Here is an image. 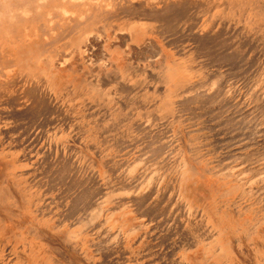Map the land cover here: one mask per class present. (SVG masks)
<instances>
[{
  "label": "rangeland",
  "instance_id": "rangeland-1",
  "mask_svg": "<svg viewBox=\"0 0 264 264\" xmlns=\"http://www.w3.org/2000/svg\"><path fill=\"white\" fill-rule=\"evenodd\" d=\"M123 1L0 0V264H264V0Z\"/></svg>",
  "mask_w": 264,
  "mask_h": 264
},
{
  "label": "bare ground",
  "instance_id": "bare-ground-1",
  "mask_svg": "<svg viewBox=\"0 0 264 264\" xmlns=\"http://www.w3.org/2000/svg\"><path fill=\"white\" fill-rule=\"evenodd\" d=\"M119 1H120V0H118V2L114 0V2L117 3V4H114V5H117V9H119V8H118V7H119V5H118V4H119ZM179 1H180V0H179ZM187 1H188V0H187ZM141 2H142V1H141ZM163 2H164V1H163ZM181 2L183 3L182 0H181ZM130 3L132 4V6L134 5V4H133L134 2L132 3L131 0H124V1L122 2V7H124L125 9L127 8V9L129 10V7H130L129 4H130ZM139 3H140V2H139ZM144 3H145V2H144ZM168 3H169V2H168ZM170 3H171V2H170ZM192 3H194V2H192ZM197 3H198V1H197ZM123 4H124V5H123ZM141 4H142V3H141ZM151 4H152V3H151ZM120 5H121V4H120ZM125 5H127L128 7H125ZM144 5H145V4H144ZM164 5H165V4H164ZM166 5H167V4H166ZM170 5H172V4H170ZM179 5H180V3H179ZM181 5H182V4H181ZM167 6H168V5H167ZM198 6H199V5H198ZM114 7H115V6H114ZM120 7H121V6H120ZM141 7H142V5H141ZM143 7H144V6H143ZM177 7H179V6L177 5ZM115 8H116V7H115ZM130 8H131V7H130ZM134 8H135V5H134L133 8H131L130 12H131V11L133 12V10H135ZM137 8H140V7H137ZM159 8H160V7H159ZM162 8H163V7H162ZM164 8H165V7H164ZM171 8H172V7H171ZM132 9H133V10H132ZM141 9H142V8H141ZM180 9H181V8H180ZM161 10H164V9H161ZM172 10H173V8H172ZM177 10H178V9H177ZM125 11H126V10H125ZM137 11H138V9H137ZM137 11H136V12H137ZM140 11H141V10H139L138 12H140ZM155 11L157 12L156 9H155ZM169 11H170V9H169ZM103 12H104V11H103ZM123 12H124V11H123ZM130 12H127V11H126V14L124 15V16L126 17V19H127V18L129 19V15H130L129 13H130ZM138 12H137V14H136L135 16L138 15ZM145 12H146V10H145ZM148 12H149V11H148ZM153 12H154V10H152V13H153ZM162 12H163V11H162ZM166 12H167V11H165L164 14H165ZM184 12H185V11H184ZM120 13H121V12H119V14H120ZM127 13H128V15H127ZM141 13H142V12H140L139 14L142 15V16L144 17V19H145L147 16H149V14H151L150 12H149V14H147V13H146V14H144V13L141 14ZM158 13L161 14V12H158ZM172 13H173V12H172ZM132 14H135V13L133 12ZM170 14H171V13H170ZM176 14H177V13H176ZM115 15L117 16V14H114V13H113V16H114V17H115ZM126 15H127V16H126ZM151 15H152V14H151ZM105 16H107V15L105 14ZM108 16H109V17L112 16L111 13H110V15L108 14ZM108 16H107V17H108ZM124 16H123V17H124ZM152 16H153V15H152ZM157 16H158V15H155L156 18H157ZM138 17H139V16H138ZM138 17H137V18H138ZM143 17H139V18H143ZM159 17H160V15H159ZM130 18H133V16L130 15ZM134 18H135V17H134ZM151 18H152V17H151ZM153 18H154V16H153ZM156 18H155V20H156ZM161 18H163V17L161 16ZM107 19H108V18H107ZM158 19H160V18H157V20H158ZM165 19H166V18H165ZM130 20H131V19H130ZM158 21H159V22H158L159 24H160V23L163 24V23H164V18H163V20L160 19V20H158ZM166 23H167V21H166ZM164 24H165V23H164ZM78 25H79V23H78ZM157 25H158V24H157ZM40 26H41V25H40ZM72 26H73V25H72ZM72 26H71V27H72ZM158 26H159V25H158ZM164 26H165V25H164ZM164 26L162 25V27H164ZM75 27H77V25H76ZM153 27H154V26H153ZM155 27H157V26H155ZM162 27H161V29H162ZM167 27H168V24H167V26L165 27V30H166ZM169 27H170V26H169ZM157 28H158V27H157ZM171 28H172V27H171ZM158 29H159V28H158ZM163 29H164V28H163ZM64 30H65V29H64ZM72 30H73V29H72ZM165 30H164L163 32H165ZM70 31H71V30H70ZM75 32H76V31H75ZM163 32H162V33H163ZM204 32H205V31H204ZM69 33H70V32H69ZM69 33H68V34H69ZM168 33H169V32H168ZM163 34H164V33H163ZM172 34H173V33H172ZM222 35H223V34H222ZM63 36H64V35H63ZM59 37H60V36H59ZM63 38H64V37H63ZM63 38H62V39H63ZM80 38H81V37H80ZM56 39H57V38H56ZM56 39H54V40H56ZM51 40H52V39H51ZM57 40H58V39H57ZM60 40H61V39H60ZM81 40H82V38H81ZM54 42H55V41H54ZM79 42H80V41H79ZM55 43H56V42H55ZM48 44H49V42H48ZM38 45H39V44H38ZM44 45H46V43H45ZM208 47H209V46H208ZM211 47H212V46H211ZM46 48H47V47H46ZM33 54H34V53H33ZM222 54H223V53H222ZM227 55H228V54H227ZM234 55H235V54H234ZM222 56H224V55H222ZM228 56H229V55H228ZM0 57H1V56H0ZM19 58H20V56H19ZM35 58H36V55H35ZM224 58H225V57H224ZM36 59H37V58H36ZM9 60H10V58H9ZM9 65H11V64H9ZM9 65H8V66H9ZM1 70H2V69H1ZM1 72H2V71H1ZM165 72H166V71H165ZM4 74H5V73H4ZM4 74H3V75H4ZM24 74H25V73H24ZM209 76H210V75H209ZM218 76H219V75H218ZM22 77H23V76H22ZM16 79H17V76H10V77H7V79L5 80V82H0V92L2 91V92H5V93H8V94H9V93L11 92V90L13 89V86H14L15 81L17 82ZM20 79H22V78H20ZM20 79H19V81L21 82ZM164 79H165V77H164ZM164 79H162V80H164ZM25 81H26V80H25ZM34 85H35V84H34ZM36 85H37V84H36ZM139 85H140V84H139ZM35 87H36V89H37V86H35ZM39 87H40V86H39ZM39 87H38V88H39ZM140 87H141V86H140ZM17 88H18V91H19V87H17ZM17 88H16V89H17ZM26 88H28V87H26ZM137 88H138V87H137ZM29 89H31V88H29ZM27 90H28V89H27ZM27 90H26V91H27ZM31 90H32V89H31ZM31 90H30V91H31ZM2 92H1V93H2ZM21 93H22V92H21ZM28 93H29V92H28ZM36 94H37V93H36ZM38 94H39V93H38ZM38 94H37V95H38ZM142 94H143V93H142ZM23 95H24V94H23ZM132 95H133V94H132ZM144 95H145V94H144ZM176 95H177V94H176ZM1 96H3V95H1ZM19 96H20V95H19ZM44 96H45V95H44ZM188 96H189V95H188ZM13 97H14V95H13ZM40 97H41V96H40ZM130 97H131V96H130ZM142 97H144V96H142ZM17 99H18V97H17ZM146 99H149V98H146ZM143 100H144V98H143ZM141 102H146V100H145V101H141ZM191 102H192V101H191ZM1 103H2V102H1ZM10 104H11V103H10ZM187 104H188V103H187ZM144 105H145V104H144ZM30 106H31V105H30ZM34 108H35V107H34ZM39 108H40V107H39ZM11 109H12V108H11ZM38 112H39V111H38ZM40 112H41V111H40ZM7 113H8V112H7ZM137 126H138V125H137ZM26 139H27V138H26ZM62 170H63V169H62ZM73 186H74V185H73ZM83 189H84V188H83ZM85 194H86V192H85Z\"/></svg>",
  "mask_w": 264,
  "mask_h": 264
}]
</instances>
